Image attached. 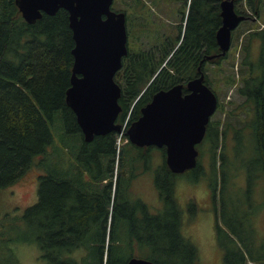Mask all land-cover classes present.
<instances>
[{"label": "trees", "instance_id": "obj_1", "mask_svg": "<svg viewBox=\"0 0 264 264\" xmlns=\"http://www.w3.org/2000/svg\"><path fill=\"white\" fill-rule=\"evenodd\" d=\"M221 1L115 0L114 4L123 6L127 15L129 36V53L116 74L122 85L121 125L127 120L123 138H128L129 126L156 92L186 84L200 74L199 68L205 72L209 61L219 65L227 58L207 59L208 55L220 53L216 31L221 25ZM168 3L177 5L171 12L182 19L176 38L162 34V26L154 16L164 12ZM236 3L238 11L249 19H264V0ZM144 38L152 39L151 48L132 47L133 40ZM256 41L257 54L253 46ZM74 46L66 9L55 15L44 14L30 24L15 0H0V190L14 184L33 164L42 169L38 201L21 216L32 229V236L26 239L36 242L46 264H126L131 254L141 256L148 250L151 255L146 259L158 264H200L198 248L181 232L182 211L173 193L175 178L166 164H160L155 171V184L164 199L162 211L154 215L147 204H142L150 214L143 217V223H137L142 231V249L136 250L135 244L129 243L136 242V235L125 217L123 223L115 221L109 226L112 229L108 239L113 244L108 247V223L79 222L74 202L78 172L82 177L92 173L105 157L113 158L114 165L117 133L96 136L87 142L75 113L66 103ZM241 66L243 76L237 92L242 101L228 112L237 120L228 119L224 124L221 119L210 120L203 144L211 156L210 185L220 193L216 238L223 264H264V233L260 235L251 222L253 202L248 199L256 182H264V28L246 35ZM205 82L212 88L206 73ZM234 83L233 78L227 82ZM156 149L159 148H140L129 140L124 145L120 198L130 200L128 188L140 170L137 158H145L149 170L151 152ZM160 150L164 156V150ZM198 169L199 164L189 173L193 179L205 175H199ZM239 174L244 180L240 197L230 199L228 204L226 195L236 190ZM242 200L243 211H235ZM193 206L189 204L190 209ZM99 210L100 206H96L95 211ZM87 212L88 216L90 210ZM123 242L130 255L116 252Z\"/></svg>", "mask_w": 264, "mask_h": 264}, {"label": "water", "instance_id": "obj_2", "mask_svg": "<svg viewBox=\"0 0 264 264\" xmlns=\"http://www.w3.org/2000/svg\"><path fill=\"white\" fill-rule=\"evenodd\" d=\"M114 1L15 0L30 24L44 14L55 15L62 8L69 12L75 46L66 103L75 113L87 142L122 131V125L117 123L122 111V86L116 81V74L129 53V36L127 15L113 9ZM236 6V0L221 1V25L216 31L220 53L208 55V60L226 56L234 31L249 19ZM199 70L200 74L186 84L156 92L127 130L128 140L138 147H165L166 163L173 173H184L197 166V146L204 140L207 125L218 109V95L206 84L205 72ZM126 264L158 263L133 256Z\"/></svg>", "mask_w": 264, "mask_h": 264}, {"label": "rangeland", "instance_id": "obj_3", "mask_svg": "<svg viewBox=\"0 0 264 264\" xmlns=\"http://www.w3.org/2000/svg\"><path fill=\"white\" fill-rule=\"evenodd\" d=\"M175 8H177L176 4L168 3L164 6V12H159L154 15L158 23L162 26V34L172 38L179 36L180 30L178 25L182 22V19H180L181 16L171 12ZM236 8L238 10V6ZM113 9L123 11V6L113 4ZM263 21L264 19H249L243 21L233 33L232 45L226 55L227 58L223 59L219 65L210 61L207 63L205 73L219 98L218 109L211 120L221 119L223 124L228 119L237 120L236 117L230 118L228 112L242 101V97L238 94L237 88L241 85L243 76L241 66L243 44L249 32L257 30L258 28H264ZM253 46L254 52L257 54L259 41H256ZM132 47L136 50L140 48L149 49L152 47V39L144 38L139 42L133 40ZM230 78H233L235 83L228 85L227 82ZM221 105H223V109ZM115 138L117 152L115 154L114 164L116 165L119 162L118 160L121 161V151L128 142V138H119V133L115 135ZM232 145L231 142L229 144V151H231ZM118 147H121L120 152ZM151 156V168L143 173L140 172L142 169L139 170L140 174L128 188V195L132 198L134 195L139 196L145 201L149 209H151L150 211L157 212L162 209L163 203L157 191L153 169L156 168L157 170L162 163L163 152L160 149H156L151 152ZM199 159L197 173L199 175L205 173L203 177L193 179L192 174L185 173L179 175L175 180L173 193L182 209L181 232L198 248L200 264H223V258L219 253L220 250L216 238L217 221L215 218V203L212 200L213 189L210 185L211 156L207 151L206 145L203 143L200 145ZM48 162H50V159L46 161V163ZM238 167H240V161H238ZM41 173L42 169L37 164H33L14 184L0 190V264H46V261L42 258V251L36 242L26 239L32 236V229L27 223L21 220L24 211L38 201L39 177ZM112 181L115 183L116 175L113 176ZM243 181V174H239L236 177V190H232L226 195L228 204L230 199L240 197V187H243L241 185ZM248 199L253 202L251 222L255 223V227L261 235L264 233V182L261 184L256 182ZM190 203L195 205L192 209L189 208ZM216 206L217 204H215ZM243 208L244 201L242 200V205L237 204L235 211L242 212ZM107 226L106 247L110 243L113 244V241L108 239L112 229L110 228L111 223L108 222ZM117 230L119 232L121 228L118 227ZM122 236V233H119L118 238L122 239ZM126 247L127 243L123 242L121 246L116 248V252H120L123 255H130L125 250ZM138 247L142 249V246L140 247L139 245ZM150 252L151 250H148L139 257L149 258L151 255ZM123 255L122 259H127Z\"/></svg>", "mask_w": 264, "mask_h": 264}, {"label": "flooded vegetation", "instance_id": "obj_4", "mask_svg": "<svg viewBox=\"0 0 264 264\" xmlns=\"http://www.w3.org/2000/svg\"><path fill=\"white\" fill-rule=\"evenodd\" d=\"M204 60L205 59H202V61ZM118 83L120 82L118 81ZM122 117H123V108L119 115V118L117 119V123L121 124L120 119ZM116 133L117 132L113 131L110 132L109 134L113 136ZM202 143H200L197 146L199 149V155H200V145ZM149 147H153V146H145L140 148H149ZM159 149H163L165 152V147ZM112 159L113 158L105 157L103 159V162L99 163V165L95 167L92 173H84L83 177L81 172H78V179L76 182L78 186H77L74 202L77 208L79 222L114 223L116 221L117 223H123L122 218L125 217L128 223H131V231H133L136 235V239H135L136 242L129 240V243L132 244L134 243L135 249L138 250L139 239L141 237L142 231L139 224L137 223H143V217L146 214L147 216H150V214L146 211L145 207L142 205L145 204V201H143L139 196L134 195L133 198L129 196L130 200H124L119 197L120 185H121V178H120L121 161L118 160L119 161L118 164L112 165ZM145 160H146L145 158L140 157L137 158L136 161V164H138L140 166V169H142V171H140L142 173L148 170ZM199 161L200 159L198 158L197 166L199 164ZM161 164L167 165L166 154H164L163 161ZM197 166L191 170H187V172L185 171L184 173L178 174V173H173L167 165L168 169L171 171V173L174 175L175 178L173 181V185H175V180L179 175L185 173H192L193 170L197 169ZM153 171L155 177V171H157L156 168L153 169ZM140 172L139 171L137 172V175L134 178V180L138 177ZM114 175H116V181H115L116 183H113L112 181ZM158 194L162 200V203L164 204L163 201L164 199H162L163 196L161 195V193H159V191ZM212 200L215 204H217L216 207L214 204L215 218L217 219L218 214H220V208H221L220 193L215 192L213 190ZM96 206H100L99 212L95 211ZM162 209L157 212H153V214L154 215L159 214L162 211ZM89 210L90 212L89 215L87 216L86 213H88L87 211ZM114 213H116V217L112 218L114 216ZM133 256L139 257V255H137L136 252V254L134 253L131 254L129 259Z\"/></svg>", "mask_w": 264, "mask_h": 264}, {"label": "built area", "instance_id": "obj_5", "mask_svg": "<svg viewBox=\"0 0 264 264\" xmlns=\"http://www.w3.org/2000/svg\"><path fill=\"white\" fill-rule=\"evenodd\" d=\"M126 126H127V120L126 122L124 123V125L122 126V131L119 133V138H122L123 134H124V131L126 129Z\"/></svg>", "mask_w": 264, "mask_h": 264}, {"label": "bare ground", "instance_id": "obj_6", "mask_svg": "<svg viewBox=\"0 0 264 264\" xmlns=\"http://www.w3.org/2000/svg\"><path fill=\"white\" fill-rule=\"evenodd\" d=\"M118 149H119V152H120L121 147H118ZM115 183H116V182H115Z\"/></svg>", "mask_w": 264, "mask_h": 264}]
</instances>
